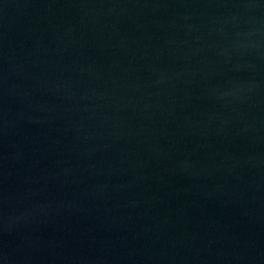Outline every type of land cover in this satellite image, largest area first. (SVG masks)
I'll return each mask as SVG.
<instances>
[{
  "label": "water",
  "instance_id": "95a60500",
  "mask_svg": "<svg viewBox=\"0 0 264 264\" xmlns=\"http://www.w3.org/2000/svg\"><path fill=\"white\" fill-rule=\"evenodd\" d=\"M0 264H264V0H0Z\"/></svg>",
  "mask_w": 264,
  "mask_h": 264
}]
</instances>
